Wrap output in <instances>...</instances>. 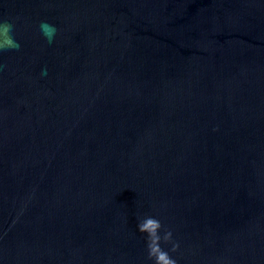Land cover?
Instances as JSON below:
<instances>
[{"label": "water", "instance_id": "water-1", "mask_svg": "<svg viewBox=\"0 0 264 264\" xmlns=\"http://www.w3.org/2000/svg\"><path fill=\"white\" fill-rule=\"evenodd\" d=\"M4 20L0 264H153L148 216L177 264H264V0H0Z\"/></svg>", "mask_w": 264, "mask_h": 264}, {"label": "clouds", "instance_id": "clouds-1", "mask_svg": "<svg viewBox=\"0 0 264 264\" xmlns=\"http://www.w3.org/2000/svg\"><path fill=\"white\" fill-rule=\"evenodd\" d=\"M41 32L49 43L55 38L57 29L54 25L42 22ZM14 25L6 20L0 21V51L18 49L19 44L13 35ZM46 70H42L44 74ZM138 231L146 234V247L148 259L153 264H177V261L170 255L179 248L178 242L173 241L172 231L165 228L157 218L148 216L137 224ZM163 230V231H161ZM171 245L165 249L164 245Z\"/></svg>", "mask_w": 264, "mask_h": 264}]
</instances>
